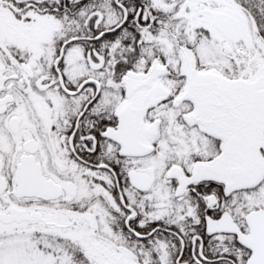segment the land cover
I'll return each mask as SVG.
<instances>
[{"label": "snow or ice", "instance_id": "snow-or-ice-1", "mask_svg": "<svg viewBox=\"0 0 264 264\" xmlns=\"http://www.w3.org/2000/svg\"><path fill=\"white\" fill-rule=\"evenodd\" d=\"M0 264H264V0H0Z\"/></svg>", "mask_w": 264, "mask_h": 264}]
</instances>
